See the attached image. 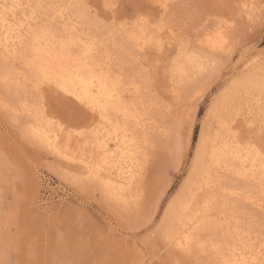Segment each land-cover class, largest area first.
<instances>
[{"label":"rangeland","instance_id":"1","mask_svg":"<svg viewBox=\"0 0 264 264\" xmlns=\"http://www.w3.org/2000/svg\"><path fill=\"white\" fill-rule=\"evenodd\" d=\"M37 1L44 5L38 13L39 23L50 19L61 27L69 15L60 19L59 12L53 15L54 11L61 8L71 12L101 40L102 57L110 56L114 71L127 86H142L139 97L150 105L147 108L151 107L150 117L156 123L150 141H157L152 146L162 144L164 148H149V165L155 169L151 170L150 187L147 183L149 200L139 208L128 204H121L123 209L120 204L117 207L105 198L99 183L89 184L73 176L76 173L71 168L28 135L25 125L30 116L24 114L26 119L14 107L17 99L42 100L33 83L20 82L21 87H17L14 82L6 86L0 80V262L174 264L190 260L194 264H215L212 253L216 251L213 248L211 252L207 244L201 251V246L194 247L187 256L167 244L164 213L187 178L212 101L244 74L259 68L264 76V0H168L172 7L167 16H154L150 21L153 41L144 49L134 45L125 26L100 27L81 15L71 7L77 0ZM150 2L153 0H144L145 4ZM125 4L128 17H134L136 5L132 0H125ZM14 67L27 77L32 74L19 61ZM43 91L46 109L56 119L74 129L89 122L90 112L79 102L71 98V107L61 101L53 105L50 95L54 93ZM127 92L131 96L134 89ZM9 102L11 112L4 108ZM263 109L251 117L253 139L259 137ZM162 133L168 134L167 138ZM181 143L183 151L179 153ZM180 155L184 158L178 166ZM228 176L223 183L229 189L218 195V200L227 204V211L230 209L224 216L218 214L219 244L228 252L230 248L239 253L246 250L248 242H255L254 247L261 248L264 256V204L257 206L243 198L246 192L258 195V189L250 181Z\"/></svg>","mask_w":264,"mask_h":264},{"label":"bare ground","instance_id":"2","mask_svg":"<svg viewBox=\"0 0 264 264\" xmlns=\"http://www.w3.org/2000/svg\"><path fill=\"white\" fill-rule=\"evenodd\" d=\"M43 8L37 0H0V80L4 85L14 82L17 87L20 82L30 81L42 94L40 102L28 97L16 98L14 111L26 119L30 116L25 125L28 135L71 168L76 173L73 176L89 184L99 183L105 198L117 207L119 204L138 207L150 198L147 183L150 187L151 172L155 171L149 165V148L155 146L150 134L156 127L150 117L151 107L148 110L150 105H145V100L139 97L142 86L130 83L134 92L129 96L130 88L114 71L110 56L102 57L101 40L89 33L74 14L65 13L61 8L53 15L59 12L60 19L69 15L63 26L54 25L50 19L39 23L38 13ZM150 24L125 25L127 35L139 49L151 46ZM16 61L21 62L31 76L16 71ZM244 75L229 81L212 101L187 178L164 213L165 242L182 255L185 249L191 252L201 246V251L202 245L211 246V252L213 248L216 251L212 253L215 264H264L261 248L256 249L255 242H248L246 250L239 253L238 249L230 248L228 252L220 246L218 238L221 219L218 214L224 216L230 210L227 211L222 199L218 200V195L221 197L222 191L229 189L223 183L224 177L232 175L252 182L258 195L246 192L243 198L258 203L257 206L264 204V158L252 154L246 146L254 138L251 117L264 108V76L259 68ZM49 80L59 81L73 93L71 98L76 100L79 96L84 101L76 100L90 112V120L83 128H71L48 112L43 88L53 92L54 85H49ZM242 130L248 135H240ZM189 144L187 142V150ZM183 158L178 157V166Z\"/></svg>","mask_w":264,"mask_h":264},{"label":"snow or ice","instance_id":"3","mask_svg":"<svg viewBox=\"0 0 264 264\" xmlns=\"http://www.w3.org/2000/svg\"><path fill=\"white\" fill-rule=\"evenodd\" d=\"M136 5L137 13L134 17H128V9L125 4V0H77L76 3L72 4L71 7L78 9L81 15L86 16L89 20L93 21L97 26L104 27H123L125 25H130L133 22L137 25L148 24L150 21H153L154 16H159L161 19H164L169 13L172 5L168 0H153L148 4L144 3V0H132ZM49 85H54V96L50 95V100L53 105L56 101H61L66 103L69 107L73 105V100L71 97L73 93L66 88H64L59 81L49 80L47 82ZM46 92L49 89H45ZM61 93H65L64 96H61ZM76 100L82 101L79 96L76 97ZM10 103L5 104L4 108L7 111H10ZM186 127H190L186 125ZM240 135L246 136L248 133L241 131ZM249 151L252 154L258 155L264 158V122L261 123L260 134L258 139H253L249 141L246 145ZM183 144L181 143L179 152L182 153ZM185 255H190L189 250H184ZM0 264H33L31 260H7L0 262ZM165 264H170V262H165ZM174 264H194L190 260L180 261L177 260Z\"/></svg>","mask_w":264,"mask_h":264}]
</instances>
